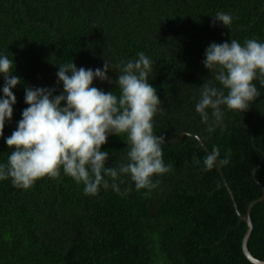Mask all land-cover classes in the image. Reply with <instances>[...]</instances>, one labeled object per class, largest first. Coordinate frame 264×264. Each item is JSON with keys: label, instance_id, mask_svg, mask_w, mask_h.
I'll return each mask as SVG.
<instances>
[{"label": "trees", "instance_id": "obj_1", "mask_svg": "<svg viewBox=\"0 0 264 264\" xmlns=\"http://www.w3.org/2000/svg\"><path fill=\"white\" fill-rule=\"evenodd\" d=\"M217 12L232 16L230 30L213 26ZM231 39L264 43V0H0V54L14 60L13 75L22 80L12 89L5 138L27 107L26 85L60 94L57 67L71 61L93 70L107 62L115 81L116 65L143 52L162 101L153 131L165 137L163 160L173 165L154 177L159 185L150 193L127 178L121 191L130 187L128 194L101 188L96 196L63 173L59 182L45 177L28 190L0 181V264H251L236 210L245 217L264 196V87L253 81L259 97L242 114L226 111L224 126L212 133L195 111L205 81L220 87L203 66L205 49ZM92 86L119 96L115 83ZM213 147L221 158L230 155L222 174L204 171ZM101 150L109 152L108 167L125 163L126 135L109 136ZM11 151L0 138V163ZM250 219L247 248L264 262V200Z\"/></svg>", "mask_w": 264, "mask_h": 264}, {"label": "clouds", "instance_id": "obj_2", "mask_svg": "<svg viewBox=\"0 0 264 264\" xmlns=\"http://www.w3.org/2000/svg\"><path fill=\"white\" fill-rule=\"evenodd\" d=\"M212 17V16H211ZM232 16L217 12L212 17L213 26L219 22L230 30ZM137 59L116 65L120 75L112 81L107 73L112 65L104 62L103 68L79 69L71 63L56 66L57 83L62 92L55 89L25 86L24 103L15 131L5 138L6 121L13 117L16 96L12 89L22 83L13 75L14 60L0 54V138L12 151L7 163H0V181L11 180L21 190L32 188L35 182L49 178L59 182L61 175L83 185L85 195L96 196L101 188L120 195L125 179L135 190L150 193L158 187L154 177L168 174L173 165L163 160L165 137L153 131L154 117L162 113L157 90L149 83L153 61L143 52ZM205 69L220 87L204 82L195 111L206 131L212 133L224 126L226 111L248 110L259 97L253 81L264 87V43L249 39L243 45L236 39L217 44L210 43L202 61ZM99 80L119 87V96L93 87ZM125 134L128 151L126 162L118 167H108L109 152L101 146L109 136ZM199 163V161H197ZM230 163V155L221 158L220 149L213 147L203 159L204 171H211ZM146 193V194H147ZM243 217V216H242Z\"/></svg>", "mask_w": 264, "mask_h": 264}, {"label": "water", "instance_id": "obj_3", "mask_svg": "<svg viewBox=\"0 0 264 264\" xmlns=\"http://www.w3.org/2000/svg\"><path fill=\"white\" fill-rule=\"evenodd\" d=\"M183 137H184V135H181L180 139L177 140V141L180 142L181 139H182ZM199 143L203 146V144L201 143V141H200ZM218 168H219V171H220V173H221L220 167H218ZM221 174H222V173H221ZM224 183H225V182H224ZM225 184H226V183H225ZM227 189L230 191V189L228 188V186H227ZM231 196H232V195H231ZM232 199H233V202H235L233 197H232ZM262 200H264V196H263L261 199L252 202V203L248 206V209H247V212H246V216H245V217H242V216L239 214V212L236 210L237 215H238V217L240 218V220L243 221V222H245V224H246V226H247V227H246V233H245V236H244V238H243V240H242V252H243L244 257H245V258L249 261V263H251V264H264V262L259 261V260L255 259L254 257H252V255L250 254V252L248 251V248H247V246H248V240H249L250 235H251V232H252V222H251V219H250V212H251L252 207H253L255 204L261 202Z\"/></svg>", "mask_w": 264, "mask_h": 264}]
</instances>
